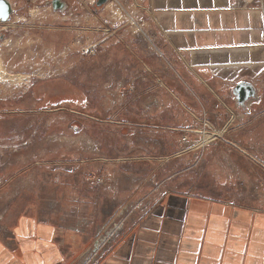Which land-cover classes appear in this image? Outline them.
Segmentation results:
<instances>
[{"label":"rangeland","instance_id":"obj_1","mask_svg":"<svg viewBox=\"0 0 264 264\" xmlns=\"http://www.w3.org/2000/svg\"><path fill=\"white\" fill-rule=\"evenodd\" d=\"M65 1V9L55 10L52 0H14L11 19L0 22V234L14 236L19 217L40 214L65 229L87 231L82 249L88 250L113 225L130 226L146 194L252 197L254 190L224 158L226 134L203 133L195 138L206 142L196 157L173 156L183 148L180 139L172 149L156 141L153 126L147 139L143 127L130 124L141 115V102L155 98L142 92L149 79L131 77L140 65L114 39L115 3ZM122 11L120 24L127 21ZM144 30L156 37L153 28ZM217 135L222 138L213 141ZM145 155L156 159L146 164ZM148 177L137 189L110 186ZM114 194L133 197L126 207L112 205Z\"/></svg>","mask_w":264,"mask_h":264},{"label":"crops","instance_id":"obj_2","mask_svg":"<svg viewBox=\"0 0 264 264\" xmlns=\"http://www.w3.org/2000/svg\"><path fill=\"white\" fill-rule=\"evenodd\" d=\"M110 2L116 5L110 8L118 28L114 39L140 65L131 77L149 79L142 92L155 98L154 104L141 102V115L130 124L143 127L147 139L153 126L156 141L164 139L172 149L183 134L199 136L203 119L218 130L226 127L224 158L238 181L254 192L235 202L174 190L146 194L138 200L145 208L134 211L130 226L119 223L118 234L102 243L96 264H264V0ZM118 10L126 23L120 24ZM137 21L156 31L152 41L158 54L137 35ZM123 32L131 36L123 38ZM242 82L256 90L244 105L234 95ZM141 159L149 164L156 157ZM148 181L116 180L110 186L137 189ZM116 197H109L112 205L126 207L133 196ZM50 220L40 214L19 217L14 236L0 234V264H80L92 250L82 249L87 231Z\"/></svg>","mask_w":264,"mask_h":264},{"label":"water","instance_id":"obj_3","mask_svg":"<svg viewBox=\"0 0 264 264\" xmlns=\"http://www.w3.org/2000/svg\"><path fill=\"white\" fill-rule=\"evenodd\" d=\"M109 1L110 0H97V6H103ZM52 6L55 10H63L67 7V2L65 0H52ZM13 13L14 7L12 2L10 0H0V22H8L11 19ZM234 95L236 100L240 104L244 105L246 102L256 96V90L252 84L248 82H242L236 86ZM117 234L118 232L114 227L110 230H107L102 236H100L99 240L94 243L92 250H90V252L85 255L80 264H96L97 257L101 254L99 251L102 243H110ZM94 254L96 256H93Z\"/></svg>","mask_w":264,"mask_h":264},{"label":"built area","instance_id":"obj_4","mask_svg":"<svg viewBox=\"0 0 264 264\" xmlns=\"http://www.w3.org/2000/svg\"><path fill=\"white\" fill-rule=\"evenodd\" d=\"M135 24H136L137 28L140 30V32L143 34L141 37H142V40L145 43H147V45H146L147 49L151 52H155L156 54H158V51L155 48L153 41H152L153 38L145 32L143 24L140 21L135 22ZM203 121H204V123H203L202 128L199 130H196V132L199 134V136L203 137V133H209V135H212V134L215 135L218 132H222L223 134L227 133L226 127L221 129V130H218L215 126L210 124V122L208 120L203 119ZM218 136L219 135L215 136V138L213 140L217 139ZM180 142H181L180 144L183 146V148L180 149L178 152H176L173 156H180V155L185 154V153H189V152L199 150V148L201 146H204L206 144V142L203 141V138L201 140L200 139L199 140L194 139L189 133L183 134L181 136ZM120 228L121 227L119 225H117L115 227V230L116 231L120 230Z\"/></svg>","mask_w":264,"mask_h":264}]
</instances>
